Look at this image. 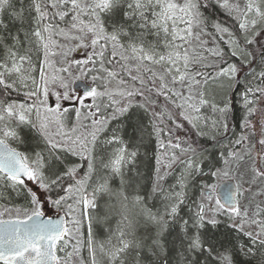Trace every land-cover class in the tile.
Masks as SVG:
<instances>
[{"label":"snow or ice","instance_id":"obj_1","mask_svg":"<svg viewBox=\"0 0 264 264\" xmlns=\"http://www.w3.org/2000/svg\"><path fill=\"white\" fill-rule=\"evenodd\" d=\"M0 264H264V0H0Z\"/></svg>","mask_w":264,"mask_h":264}]
</instances>
